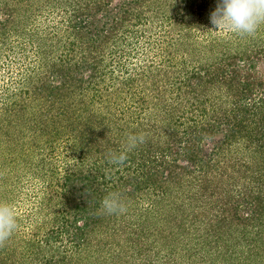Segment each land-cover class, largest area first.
Segmentation results:
<instances>
[{"label":"trees","instance_id":"trees-1","mask_svg":"<svg viewBox=\"0 0 264 264\" xmlns=\"http://www.w3.org/2000/svg\"><path fill=\"white\" fill-rule=\"evenodd\" d=\"M216 4L0 0V202L25 181L43 187L36 216L54 209L31 233L16 214L0 264H264V26L243 47L201 39ZM148 48L160 63H134ZM20 55L36 73L3 82Z\"/></svg>","mask_w":264,"mask_h":264},{"label":"rangeland","instance_id":"rangeland-1","mask_svg":"<svg viewBox=\"0 0 264 264\" xmlns=\"http://www.w3.org/2000/svg\"><path fill=\"white\" fill-rule=\"evenodd\" d=\"M217 5L218 4H216V6ZM63 19H64L63 16L57 15V13L51 14L50 17H46V16L42 17L40 19L38 28L41 29L42 32L44 33L43 34L44 37L45 36L49 37L50 42H51L52 36H54L53 40H54V42H56L57 38H60V35H62V36L64 35L63 31H65V29H64L65 26L62 24ZM206 24H208L207 27L209 30L204 29L205 30L204 31L201 29V31H202V32L200 31L202 34L200 36L201 39H206V38H204V35L206 37L211 36V37L217 38V39L223 38L228 43H233L235 45H239L242 42H247L248 39H243V37H246V36H249L250 38L261 39V31H262L261 28H259L257 30V32L253 35H240V34L232 32L231 30H229L227 28H222V29L218 30V28H216V26H214L212 24L211 19L208 20V22ZM58 25H60V26L58 27ZM261 26L263 28L264 25H261ZM262 38H264V35ZM259 39H258V41H259ZM209 42L211 43V41H209ZM206 43H208V41ZM245 45L246 44L242 43L241 46L243 47ZM146 46H148V45L146 44ZM30 48L31 47L29 46V49ZM135 54H136V52H134L132 55L134 57L133 58L134 63L140 64V62H142V60L144 58H146L147 64H151L153 60H154V64H159L161 61V59H159L158 57L156 59L155 58L152 59L155 55H154V50H152L150 48L147 49V52L139 51L138 55H135ZM25 59L26 58H24V56H22V55H20L18 62H14V60H11V59L6 60V58H5V60L3 62L5 64L4 67L6 69L5 70L2 69V73L5 74L4 78H6V79L5 80L1 79V80L2 81L4 80L3 82L8 83L9 79H8L7 74L9 72H12V75H14V76L17 75V79L14 80V82H18L19 80H21V75H19V73H21V72L22 73L24 72L26 77L31 76L32 74H35L37 71V68L39 66L38 62L35 61L34 59L28 58V61H26L25 64H23L22 61L24 62ZM29 67H30V69L28 70ZM34 68H36L35 71H34ZM131 72H132V70H131ZM20 86L21 85L17 84V88H20ZM111 90H112V88L107 90L105 94H108ZM125 95L128 96L127 94H125ZM138 98H140V97H138ZM113 101L111 102L112 104H113ZM123 101L124 100L122 99L121 102L124 105L132 103L130 95H129V97H127L126 101H124V102ZM148 105H149V103L146 106H148ZM111 108H112L113 113L116 112L117 116L119 118L121 117L124 120L125 119L129 120L128 118H131V115L129 113L121 116L120 112L117 109L118 108L117 104H114V107H111ZM151 112H152V110H151ZM198 114H199V112H197V113L190 112L189 114H187L188 116L186 117L185 121H189V120H192L193 118H196L198 116ZM65 154L66 153H64L63 156H65ZM8 169L11 170L10 172H14V170H16L14 168V166H13V168L11 167ZM9 174H11V173H9ZM15 182H18V181H15ZM15 186L18 187L19 190L22 189L23 193H22V196H20L18 202L13 204V206H14V210H15L16 214H20L22 216L23 215L27 216L25 219L26 220V232L31 233V231L35 230L34 228H35V226H37L38 222L43 223L45 219L46 220L47 219L52 220V216L54 214L53 213L54 209H52L50 213H48V210H47V211L43 212L41 216H36V212L41 207V204H40L39 199H37L36 195H34L33 192L37 193V191L41 190V188H43V187L39 186L38 184H33V183L28 184L25 181H22V183H17ZM18 192H20V191H18ZM41 196H43V194H41Z\"/></svg>","mask_w":264,"mask_h":264},{"label":"clouds","instance_id":"clouds-1","mask_svg":"<svg viewBox=\"0 0 264 264\" xmlns=\"http://www.w3.org/2000/svg\"><path fill=\"white\" fill-rule=\"evenodd\" d=\"M211 22L218 30L227 28L240 35H253L261 25H264V0H218V6L211 14ZM142 135H129L127 150L135 148L143 142ZM126 159V153L111 154L113 164H121ZM102 207L108 213L124 211L116 194H109L102 201ZM18 228L14 208L0 202V244L7 241Z\"/></svg>","mask_w":264,"mask_h":264}]
</instances>
